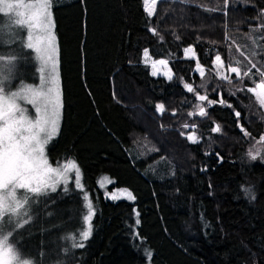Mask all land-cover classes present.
I'll return each mask as SVG.
<instances>
[{
    "label": "trees",
    "instance_id": "obj_1",
    "mask_svg": "<svg viewBox=\"0 0 264 264\" xmlns=\"http://www.w3.org/2000/svg\"><path fill=\"white\" fill-rule=\"evenodd\" d=\"M50 3L63 119L47 154L54 166L79 165L96 211L90 238L75 249L76 237L63 234L81 230L86 210L69 194L78 219L50 232L57 221L41 217L23 235L33 256L48 264L51 256L58 264H264V107L248 91L264 80V0H157L151 16L143 0ZM217 56L240 75L219 76ZM160 61L173 78L154 76ZM200 96L212 106L189 124ZM255 143L263 149L253 159ZM102 175L134 201L105 197Z\"/></svg>",
    "mask_w": 264,
    "mask_h": 264
},
{
    "label": "rangeland",
    "instance_id": "obj_2",
    "mask_svg": "<svg viewBox=\"0 0 264 264\" xmlns=\"http://www.w3.org/2000/svg\"><path fill=\"white\" fill-rule=\"evenodd\" d=\"M8 2H23L29 4L35 3L36 0H8ZM0 8H2V5H0ZM48 11L50 12L51 33L55 37V40L52 42V47L55 49L51 53L53 56L52 60H45L42 58L41 54L35 50V47H28L29 30L25 24L17 23L19 18L16 17L15 11L8 13L0 11V74L6 77L3 95L7 96L9 90L12 93H19L20 95L17 97L16 103L18 108L22 109V113L18 112L17 115H22L29 120L35 121L38 118L36 115V105L28 101H38L39 95H45L47 87L50 86V81L54 75L58 84L62 105L59 109L60 116L57 123V131L44 144L43 159L47 161V165L42 166L44 172L41 174L40 180H33L28 187L25 188L16 187L14 192L15 203L13 204L15 211H13V208H8V201L6 200L4 204L6 211L0 214V217H2L0 218V236H7L9 244L15 246L23 257L31 259L34 264H48V257L41 253L40 256H38L39 258H35L33 256L34 249L25 244L23 235L28 233L32 228L34 229L41 217H45V219L49 221H57L54 226L53 224L48 226L51 228L49 230L50 232L57 228L65 229L70 226L69 219H78L80 207H77V202H73V204L70 205L68 203V196L71 193L79 194L84 199L82 208L86 210V214L83 217L84 225L81 230H79L78 227L72 231L64 232L63 234L64 239H74L76 237L78 241L74 245L76 249L82 247L90 238L92 234V218L96 211L92 198L83 183L82 172L79 165L75 161L70 160L54 166L50 163L47 154L48 146L57 137L63 119L58 40L55 32L51 3ZM187 55L190 58L196 57L194 51L188 52ZM224 64L225 63L222 62L221 59L217 60L215 69L219 76L227 78L228 75L233 72L226 69ZM53 65H55L54 73ZM154 71L156 73L154 76H162L167 79L174 77L167 62L166 64L158 63L155 67H152V73ZM186 85L190 86L192 90L189 91ZM186 85V90L189 93L195 91L193 84ZM210 106H212V102L209 103L206 99L201 100L198 98L187 112L191 120L189 124H192L193 120L195 121L196 116L201 118L205 117ZM201 108L204 109V115L199 114ZM41 136L43 138V134H41ZM137 142L139 143L138 139ZM254 146L256 149L252 152L254 155H258L263 149V144L258 145V143H255ZM73 165L76 167H73ZM77 169L79 183L76 182ZM49 170L51 171L49 172ZM114 183L115 181L111 177L102 175L98 179V188L103 195L110 200L134 201L133 198H129L128 196V193H131V196L134 197L130 190L125 188H112ZM11 188L12 186L8 185L0 189V193L8 196ZM89 205H91V208H89ZM89 229V235L84 239L83 233L89 231ZM30 253H32V255ZM42 255L44 256L42 257ZM49 261H51L52 264H58V261H55L53 256L49 258Z\"/></svg>",
    "mask_w": 264,
    "mask_h": 264
},
{
    "label": "snow or ice",
    "instance_id": "obj_3",
    "mask_svg": "<svg viewBox=\"0 0 264 264\" xmlns=\"http://www.w3.org/2000/svg\"><path fill=\"white\" fill-rule=\"evenodd\" d=\"M145 11L148 15H153L155 11L156 0H143ZM0 11L13 12L19 19L17 23L25 24L29 30L28 47H35V50L41 54L45 60H52L51 53L55 50L52 47V42L55 37L51 33L50 0H36L35 3L25 4L23 2L9 3L8 0H0ZM192 49H187L186 53L192 52ZM148 53L145 52V56ZM220 59L219 56L216 58ZM160 64H166L165 61H160ZM155 66V65H154ZM253 68L256 66L253 64ZM55 65H53V73ZM231 71L240 75L237 67H232ZM155 75V71L153 72ZM247 75V73H245ZM264 77V72L260 73ZM171 78V77H169ZM6 77L0 74V189L11 185V191L8 196L0 193V214L6 209L4 208L5 201H8V208H13L15 203V188H25L33 181H39L41 174L44 172L42 166L47 165V161L43 159L44 144L57 131V123L60 116L59 109L61 108L60 93L58 84L53 75L50 86L47 87L45 95H39V100H29V103L36 105L37 119L29 120L22 115L16 103L19 93H12L9 90L7 96L3 95L5 88ZM191 91V87L186 85ZM248 91L253 92L257 100L264 106V80L256 84L255 88H250ZM199 99L205 100V96H200ZM211 103V101L209 102ZM42 105V107H41ZM163 111V105L159 106ZM200 115H204V109L201 108ZM239 115V113H237ZM214 131H219L217 126ZM43 134V138L41 136ZM247 135V133H245ZM193 142H197L196 138L189 137ZM249 155L256 159L251 150ZM73 167H76L73 165ZM51 170H49L50 172ZM76 182L79 183V175L77 169ZM250 193V189H246ZM129 198H133L131 193H128ZM254 198V197H253ZM18 207V205H17ZM91 208V205H89ZM15 211V208H13ZM89 231L83 233V238L86 239ZM6 242H0V264H13L14 257L12 250L5 246ZM148 258H151V253H147Z\"/></svg>",
    "mask_w": 264,
    "mask_h": 264
},
{
    "label": "clouds",
    "instance_id": "obj_4",
    "mask_svg": "<svg viewBox=\"0 0 264 264\" xmlns=\"http://www.w3.org/2000/svg\"><path fill=\"white\" fill-rule=\"evenodd\" d=\"M0 242H6L5 246L12 250V255L14 257L13 264H34L31 259L23 257L15 246L9 244L7 236H0Z\"/></svg>",
    "mask_w": 264,
    "mask_h": 264
}]
</instances>
